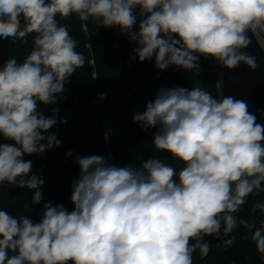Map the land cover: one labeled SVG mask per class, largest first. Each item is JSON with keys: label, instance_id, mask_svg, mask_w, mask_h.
Instances as JSON below:
<instances>
[{"label": "clouds", "instance_id": "obj_1", "mask_svg": "<svg viewBox=\"0 0 264 264\" xmlns=\"http://www.w3.org/2000/svg\"><path fill=\"white\" fill-rule=\"evenodd\" d=\"M137 7L142 19L132 38L141 62L155 56L159 69H191L198 53L229 68L240 61L255 67L254 58L237 50L248 44L246 30L264 25V0H0V38L35 33L23 62L9 58L0 67V135L14 142L0 144V184L34 189L33 203L41 202L44 182L35 175L25 179L32 161L23 157L60 142L48 136L47 145L40 143L56 120L39 112L38 102L56 103L85 64L56 17L96 18L126 31L137 22ZM134 119L160 126L154 146L184 164L178 178L159 159L144 161V171H137L109 166L98 155L81 158L71 212L48 202L34 223L0 210V264H193L197 249L202 257L210 251L203 236L220 233L222 221L225 235L237 227L233 213L264 182V125L246 103L176 88L162 91ZM255 209L264 213V204ZM240 224L247 227V221ZM262 232L252 234L260 253Z\"/></svg>", "mask_w": 264, "mask_h": 264}, {"label": "trees", "instance_id": "obj_2", "mask_svg": "<svg viewBox=\"0 0 264 264\" xmlns=\"http://www.w3.org/2000/svg\"><path fill=\"white\" fill-rule=\"evenodd\" d=\"M56 19L77 41L76 51L84 55L85 64L68 78L64 91L56 96V103L38 102V111L56 120L42 133L45 139L40 143L47 145L48 136H55L60 142L59 145L53 142L43 152L23 157L25 161H32L25 179L35 175L44 182L39 189L41 202L33 203L34 189L7 182L0 184V210L17 218L26 215L34 223L40 221L45 203L63 205L69 212L73 210L71 195L74 184L81 178L78 163L81 158L98 155L109 166L137 171H144V161L159 159L174 167L177 172L174 178H178L184 164L154 146V136L160 126L149 127L143 121H136L135 115H142L162 91L176 88L189 91L199 88L213 99L218 101L219 98L216 58L197 54L198 59L191 69H176L170 65L159 69L155 56L143 62L139 60L127 35L118 26L106 27L96 18L81 21L75 14ZM24 23L22 19L21 28ZM34 37L35 33L23 39L0 38V67L9 58L23 62L33 49ZM160 70L164 73L158 75ZM4 143L14 142L0 135V144ZM256 204H264V182L261 190L246 197V203L233 213L237 227L231 233L224 234L222 221L220 233L203 236L201 243L207 242L210 251L202 257L197 249L193 253V264H260L264 253L257 251L252 234L257 228L264 230V213L254 210ZM242 220L247 221V227L240 224ZM228 239L233 240L230 245L224 243ZM192 243L196 241L190 240ZM14 254L9 252V255Z\"/></svg>", "mask_w": 264, "mask_h": 264}, {"label": "water", "instance_id": "obj_3", "mask_svg": "<svg viewBox=\"0 0 264 264\" xmlns=\"http://www.w3.org/2000/svg\"><path fill=\"white\" fill-rule=\"evenodd\" d=\"M245 36L248 44L238 49L237 54L254 58L255 67L240 61L236 66L229 68L221 61L218 101L231 97L246 103L248 112L256 117V123L264 125V46L252 28L246 30ZM169 65L176 69L182 67Z\"/></svg>", "mask_w": 264, "mask_h": 264}, {"label": "built area", "instance_id": "obj_4", "mask_svg": "<svg viewBox=\"0 0 264 264\" xmlns=\"http://www.w3.org/2000/svg\"><path fill=\"white\" fill-rule=\"evenodd\" d=\"M134 15L137 16V22L136 24L133 26L132 29L130 30H126L124 31L125 34L127 35V39L128 41L130 42V44L133 46V49L135 50V53L138 55V48H139V44H138V40L137 39H133L132 37L139 31V23H140V20L142 19L140 17V9L139 7H137L135 10H134ZM254 33L256 34V37L259 39V41H261V44L264 46V25H261V26H257L256 28L253 29ZM198 53H193V55H196L197 56ZM214 68H216L215 70L218 72V87H220L221 85V61L216 59L215 62H214ZM164 72L162 70H160L158 72V75H161L163 74ZM168 78L170 80L171 77L168 76ZM172 83L175 84V82L172 80ZM260 264H264V256L261 258V262Z\"/></svg>", "mask_w": 264, "mask_h": 264}]
</instances>
